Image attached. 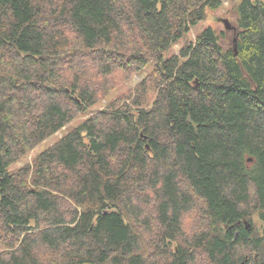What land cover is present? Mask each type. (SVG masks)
Segmentation results:
<instances>
[{
    "label": "trees",
    "instance_id": "16d2710c",
    "mask_svg": "<svg viewBox=\"0 0 264 264\" xmlns=\"http://www.w3.org/2000/svg\"><path fill=\"white\" fill-rule=\"evenodd\" d=\"M228 1L0 0V264H264V0L191 35Z\"/></svg>",
    "mask_w": 264,
    "mask_h": 264
},
{
    "label": "rangeland",
    "instance_id": "374dc122",
    "mask_svg": "<svg viewBox=\"0 0 264 264\" xmlns=\"http://www.w3.org/2000/svg\"><path fill=\"white\" fill-rule=\"evenodd\" d=\"M241 2V0H229L228 2H225L223 7L215 12L209 13V19L206 21H203L199 25H197L194 29L193 32L191 33L192 37H195V34H200L203 30L212 27L215 29L218 33L222 34L224 33V37L222 44L225 47V49H229L231 47V42L233 40V32L228 30L226 28V22L230 24L231 27L237 25V13L235 10V7L237 4ZM180 47L176 46L175 49L172 52H169L167 56H170L171 53L179 52ZM145 75H137L135 76L131 82L128 84V88L133 89L137 84L141 82V80L144 78ZM108 104L107 101H103L101 105H99L96 109H101L106 107ZM76 126V125H74ZM66 131L63 130V132H59L56 134V136L45 143H43L40 147H38L35 151H33L26 159H23L21 162H19L17 165H14L11 167L10 172L17 171L20 167L25 166L31 162L33 159V156L39 153L44 152L47 150L51 145H53L57 140L61 137H63V134H65ZM251 163V162H250ZM251 165V164H250ZM258 227L263 228V224L257 221Z\"/></svg>",
    "mask_w": 264,
    "mask_h": 264
},
{
    "label": "water",
    "instance_id": "95a60500",
    "mask_svg": "<svg viewBox=\"0 0 264 264\" xmlns=\"http://www.w3.org/2000/svg\"><path fill=\"white\" fill-rule=\"evenodd\" d=\"M226 28H227L228 30H231V29H232V27L230 26V24H228L227 22H226ZM249 162H251V160H250ZM241 264H246V263L243 262V263H241Z\"/></svg>",
    "mask_w": 264,
    "mask_h": 264
}]
</instances>
